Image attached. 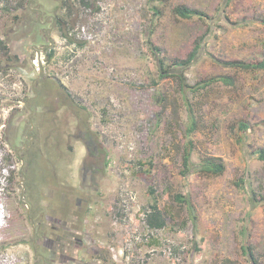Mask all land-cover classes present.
<instances>
[{"label": "rangeland", "instance_id": "rangeland-1", "mask_svg": "<svg viewBox=\"0 0 264 264\" xmlns=\"http://www.w3.org/2000/svg\"><path fill=\"white\" fill-rule=\"evenodd\" d=\"M0 41V264H264V69L222 64L264 63V0H0ZM198 44L187 84H232L188 93L184 176L186 110L150 48Z\"/></svg>", "mask_w": 264, "mask_h": 264}, {"label": "trees", "instance_id": "trees-1", "mask_svg": "<svg viewBox=\"0 0 264 264\" xmlns=\"http://www.w3.org/2000/svg\"><path fill=\"white\" fill-rule=\"evenodd\" d=\"M81 4L83 6H88V3L82 1ZM158 14V11L155 12ZM173 14L176 17L181 19H193V18H200L206 17L203 12L198 10L190 9L186 6H177L173 9ZM150 50L153 52V57L156 58V67L158 71L159 80L164 79H174L177 82L179 92L181 95V100L186 110V126L184 135L186 138L184 149L182 153V174L184 176L188 175L192 168L194 167L191 161L192 154L194 152V141L192 140L193 134L196 132L198 127L197 116L194 111L192 104L188 100V93H194L199 89H203L207 86H210L213 83H225L227 85L232 84V80L227 77H216L211 78L208 81H204L202 83H197L195 86H190L187 84L185 79V71L192 66L199 58L200 55V46L198 44L197 48H194L186 59L181 61H175L173 64H167L163 59L159 58V49L153 48ZM0 52L7 54L9 53L7 46L4 44L3 41H0ZM53 57V52L50 50L47 53V59H51ZM13 59L18 60L17 57H13ZM225 66H230L234 68H238L245 71H250L254 69H264V63L260 64H252V63H244L241 61H232L222 63ZM58 88V87H57ZM61 88V87H60ZM62 89V88H61ZM64 90V89H63ZM67 97V94H64ZM159 96L157 97V104H161ZM239 126L242 130H246L248 125L246 123L240 122ZM261 159H264V152H260ZM200 171L206 174L211 175H220L224 171V167L222 163L215 159V158H206L203 159L200 164ZM174 200L178 203L187 204L188 201L181 195H176ZM262 201V200H261ZM264 201V200H263ZM151 212L146 217V224L151 229H161L164 227L165 222L163 220L162 214H160L159 210L155 206H151Z\"/></svg>", "mask_w": 264, "mask_h": 264}, {"label": "water", "instance_id": "water-1", "mask_svg": "<svg viewBox=\"0 0 264 264\" xmlns=\"http://www.w3.org/2000/svg\"><path fill=\"white\" fill-rule=\"evenodd\" d=\"M38 65L41 67L42 62H41V58H40V54L38 53Z\"/></svg>", "mask_w": 264, "mask_h": 264}, {"label": "built area", "instance_id": "built-area-1", "mask_svg": "<svg viewBox=\"0 0 264 264\" xmlns=\"http://www.w3.org/2000/svg\"><path fill=\"white\" fill-rule=\"evenodd\" d=\"M64 41H66V40L64 39Z\"/></svg>", "mask_w": 264, "mask_h": 264}, {"label": "clouds", "instance_id": "clouds-1", "mask_svg": "<svg viewBox=\"0 0 264 264\" xmlns=\"http://www.w3.org/2000/svg\"><path fill=\"white\" fill-rule=\"evenodd\" d=\"M65 39V38H64Z\"/></svg>", "mask_w": 264, "mask_h": 264}]
</instances>
